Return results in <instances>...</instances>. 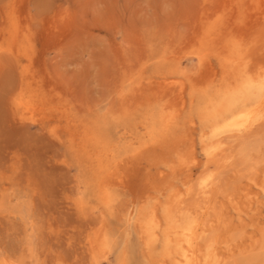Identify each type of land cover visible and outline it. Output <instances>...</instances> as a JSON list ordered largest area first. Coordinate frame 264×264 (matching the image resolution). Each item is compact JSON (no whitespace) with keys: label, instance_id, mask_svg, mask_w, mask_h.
I'll return each instance as SVG.
<instances>
[{"label":"rangeland","instance_id":"1","mask_svg":"<svg viewBox=\"0 0 264 264\" xmlns=\"http://www.w3.org/2000/svg\"><path fill=\"white\" fill-rule=\"evenodd\" d=\"M182 244L264 264V0H0V264Z\"/></svg>","mask_w":264,"mask_h":264},{"label":"bare ground","instance_id":"2","mask_svg":"<svg viewBox=\"0 0 264 264\" xmlns=\"http://www.w3.org/2000/svg\"><path fill=\"white\" fill-rule=\"evenodd\" d=\"M241 89H242V87H241ZM261 90V89H260ZM236 92H238V91H236ZM239 94V93H238ZM230 102V101H229ZM232 102V101H231ZM170 108V107H169ZM233 108H235V107H233ZM232 108V109H233ZM258 109H259V107H257ZM252 109V107H243L242 108V110L240 111V113H238V115L237 116H239V117H249L250 115H251V111H253V110H251ZM235 110H236V108H235ZM256 111H257V109H255ZM233 111H234V109H233ZM259 116V115H258ZM251 117H252V115H251ZM175 118V117H174ZM174 118L172 119V120H174ZM251 120V119H250ZM223 121V120H222ZM238 122V121H237ZM163 125H165V124H163ZM171 125V124H170ZM225 125V124H224ZM253 125V123H251V124H248V126H245L244 128H246V129H250L251 128V126ZM159 126V125H158ZM237 126V125H236ZM254 126V125H253ZM155 127V126H154ZM167 127H168V125H167ZM250 127V128H249ZM162 129H163V126L161 127ZM159 129H160V127H159ZM253 130V129H252ZM158 134H159V132H158ZM162 134V133H161ZM160 134V135H161ZM235 134H237V133H235ZM244 134H245V132H244ZM246 134H248V133H246ZM245 136V135H244ZM247 136V135H246ZM157 137V136H156ZM155 137V138H156ZM159 137V136H158ZM241 137V136H240ZM153 138V137H152ZM242 138H243V136H242ZM168 139H169V137H168ZM167 139V140H168ZM166 140V141H167ZM161 141H163V140H161ZM217 141V140H216ZM218 141H219V139H218ZM217 141V142H218ZM162 143H164V142H162ZM167 143V142H166ZM241 150V149H240ZM230 153V152H229ZM250 159V158H249ZM183 160H185V159H183ZM187 160V159H186ZM212 161V160H211ZM223 161V160H222ZM191 162V161H190ZM215 166V165H214ZM206 173V172H205ZM210 174V173H209ZM206 176V175H205ZM211 177V176H210ZM213 177V176H212ZM163 180V179H162ZM206 182V181H205ZM210 183H212V180L210 181ZM210 183L208 184V185H210ZM207 185V186H208ZM194 186V185H193ZM187 187H189V186H187ZM191 187V186H190ZM189 187V188H190ZM202 188V187H201ZM212 188V187H211ZM179 189V188H178ZM192 189V188H191ZM194 189V188H193ZM204 189H206V187L204 188ZM200 190V189H199ZM178 191V190H177ZM105 193V194H104ZM103 193V195H106V192H104ZM180 193V192H179ZM182 193V192H181ZM204 193V192H203ZM207 193V192H206ZM208 194V193H207ZM198 195H200V194H198ZM106 197H107V195H106ZM105 198V197H104ZM106 199V198H105ZM211 199V198H210ZM176 203V202H175ZM181 203H183V202H181ZM171 204H172V202H171ZM174 204V203H173ZM173 204H172V206H173ZM155 205V204H154ZM156 206H158L157 204H156ZM181 208V207H180ZM159 209V208H158ZM158 209H157V211H158ZM163 209V208H162ZM161 209V210H162ZM156 210V209H155ZM149 211V210H148ZM153 211V210H152ZM164 211V210H163ZM162 211V212H163ZM178 211H179V209H178ZM173 212V211H172ZM147 214V213H146ZM170 214H172L171 212H170ZM183 214V213H182ZM159 215V214H158ZM149 216V215H148ZM153 216V215H152ZM155 216H156V214H155ZM181 216H183V215H181ZM173 217V216H172ZM184 217H187L188 218V216H184ZM190 217V216H189ZM157 218V217H156ZM182 219H183V217H181ZM153 219H155V218H153ZM149 220V219H148ZM165 220V219H164ZM178 220V219H177ZM179 220H181L180 218H179ZM168 223H169V225H171L172 224V220L169 218L168 219ZM184 221H186V219H184ZM155 222V221H154ZM178 222H180L181 223V221H178ZM157 223V222H156ZM167 223V222H166ZM165 223V224H166ZM182 223H185V222H183L182 221ZM157 224H159V223H157ZM164 224V223H163ZM157 226V225H156ZM160 226V225H159ZM165 226V225H164ZM182 226H183V224H182ZM203 226V225H202ZM196 227V226H195ZM142 228H144V227H142ZM160 228V227H159ZM188 228V227H187ZM197 228V227H196ZM193 229H194V227H193ZM154 230V229H153ZM152 230V231H153ZM171 230V229H170ZM199 230V229H198ZM149 231V230H148ZM150 231H151V229H150ZM157 231V230H156ZM197 231V230H196ZM195 231V232H196ZM101 232H102V230H101ZM181 232V231H180ZM195 232H193V233H195ZM156 233V232H155ZM177 233V232H176ZM198 232H196V234H197ZM145 234H147V233H145ZM192 234V233H191ZM199 234V233H198ZM205 234V233H204ZM202 235V234H201ZM200 235V236H201ZM158 236V235H157ZM198 236V235H197ZM204 236V235H203ZM211 236V235H210ZM209 236V237H210ZM187 237V236H186ZM98 238V237H97ZM184 238V237H183ZM183 238H181V239H183ZM190 238V237H189ZM204 237H202V238H200V240L201 239H203ZM100 239V238H99ZM172 239V238H171ZM180 239V240H181ZM196 239H198V238H196ZM206 239V238H205ZM205 239L204 240H202V243H203V241H205ZM173 240V239H172ZM186 240V239H185ZM191 240H192V238H191ZM193 240H195V239H193ZM182 241V240H181ZM179 242V241H178ZM208 242V241H207ZM187 244H188V246H190L191 248H192V243L193 242H189V241H187L186 242ZM199 243H200V241H199ZM210 243V242H209ZM196 244V243H195ZM194 244V245H195ZM204 244H205V242H204ZM196 246V245H195ZM195 246H194V248H195ZM178 248V247H177ZM188 247H186V249L183 247V244H182V246H180V251H182L181 253H180V259H177L176 258V261H175V263L174 264H197V258H196V255H195V250H194V248H193V250H194V252H193V250H191V251H189V249H187ZM199 249V251L198 252H201V250H200V247L198 248ZM203 251V250H202ZM209 252V251H208ZM212 252V251H211ZM210 253V252H209ZM203 254V253H202ZM264 254V253H263ZM168 255V254H167ZM261 255V254H260ZM261 256H263V255H261ZM177 257V256H176ZM200 257H202V256H200ZM264 257V256H263ZM261 259H262V257H260ZM201 259V258H200ZM262 260H264V259H262ZM201 261V260H200ZM209 262V261H208ZM201 263V262H200ZM211 263V262H210Z\"/></svg>","mask_w":264,"mask_h":264}]
</instances>
